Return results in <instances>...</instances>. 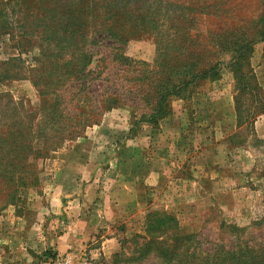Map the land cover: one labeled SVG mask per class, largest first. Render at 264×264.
I'll return each mask as SVG.
<instances>
[{"label":"rangeland","instance_id":"1","mask_svg":"<svg viewBox=\"0 0 264 264\" xmlns=\"http://www.w3.org/2000/svg\"><path fill=\"white\" fill-rule=\"evenodd\" d=\"M207 3V14L195 12L194 4ZM215 9L218 14H209ZM263 32L264 0H0V264H166L156 255L159 239L175 232L194 235L204 250L264 246ZM235 62L236 78L230 68ZM194 63L200 70L214 66L218 74L182 88L185 100L172 96L165 103L170 111L182 105L191 128V137L179 135L191 149L176 160L201 152L210 131L202 122H219L218 105L234 96L241 127L231 142L242 150L240 181L248 184L253 164L257 194L245 186L229 189L234 177L228 166H185L174 171L167 192L151 195L146 211L174 216L177 230H145L132 219L108 225L90 248L44 251L43 240L56 239L65 228L61 219L42 217L58 181L51 172L58 168L54 154L97 137L98 129L112 126L121 133L134 121L137 130L156 108L161 84L176 82L180 66ZM22 136L33 143L17 146ZM37 140L59 148L33 160ZM187 176L204 184L213 177L212 200L201 199L206 191ZM112 232L118 250L105 259L98 248ZM150 236L159 239L150 242Z\"/></svg>","mask_w":264,"mask_h":264},{"label":"crops","instance_id":"2","mask_svg":"<svg viewBox=\"0 0 264 264\" xmlns=\"http://www.w3.org/2000/svg\"><path fill=\"white\" fill-rule=\"evenodd\" d=\"M224 98L225 101L218 105L220 121L202 122L210 127L209 137L204 138L203 148L194 158L176 160L179 153L187 154L191 149L189 143L183 145L179 139L181 133L191 137L190 124L182 105L177 109L171 107L170 114L157 125L141 122L136 130L132 121L122 128L121 133H116L112 126L98 129L97 137L92 136L56 152L51 162L57 158L58 168L51 169V172L58 181L54 183V194L50 195L42 217L45 220L47 216L61 219L65 228L56 239L43 240L44 251L52 250L54 254L62 255L86 246L90 248V242H94L110 224L136 219L140 223L138 225L143 226L146 211L153 204L151 195L160 196L167 192L173 184L174 171L185 166H228L234 177L229 189L241 190L245 186L257 194L258 179L253 164L247 171L248 184L243 185L240 181L242 150H235L231 142L238 132L236 105L234 96L225 95ZM102 143L107 145L103 147ZM150 144L153 146L151 150ZM76 165L80 166L77 168ZM186 180L206 191L207 197L201 199L212 200L211 196L215 195L213 177L208 184L200 178L187 176ZM225 197L222 194L219 203ZM95 202L99 208L94 206ZM32 225L35 227L36 224ZM109 231L113 230L109 228L107 234ZM102 238L104 241L98 248V254L109 259L118 250L117 236L112 232V235Z\"/></svg>","mask_w":264,"mask_h":264},{"label":"trees","instance_id":"3","mask_svg":"<svg viewBox=\"0 0 264 264\" xmlns=\"http://www.w3.org/2000/svg\"><path fill=\"white\" fill-rule=\"evenodd\" d=\"M171 5V3H170ZM196 10H193L195 12H199L200 14H207V11L211 8L210 5L204 4V5H197ZM236 8L243 7L241 4H236ZM219 9H215L214 12L209 14H218ZM264 37V32L263 35ZM82 51V59L83 65L86 66L85 63V56H86V48H81ZM194 53V51H193ZM231 71L234 75V78L237 77V73L239 71V66L237 65V62L231 65ZM182 74L177 76L176 82L172 83L171 79H168L166 82H163L161 86L159 87L160 90L158 91V103L156 108L153 110L152 115H150V118L146 121L148 123L157 125L158 122L164 118H166L170 114V110L167 109V106H165V103L168 99V97L172 96H178L180 99L185 100V96L182 97L181 93L183 92L182 88H187L190 83H194L199 78H214L217 76V69L213 66L211 67H204L200 70L198 65L196 63L190 64L188 67L186 64H183L180 66V70H182ZM192 72V73H191ZM191 73L190 79H187ZM178 74V73H177ZM171 84V85H170ZM236 104V115H237V122H238V131L241 127V119H240V108L237 104V100L235 99ZM170 108V107H169ZM143 120V121H141ZM141 122H145V119H140ZM139 122V123H141ZM47 141H41L37 140L35 141L34 145L32 146L31 156L33 157V160H37L43 155H45V152L49 153L50 151H56L59 147H53L49 148L47 146ZM28 143L31 145L32 139L27 140L23 136L21 137L20 143L17 146H22L24 144ZM14 162L12 161L11 164ZM3 172V171H2ZM149 213V212H148ZM146 214L145 217V230L157 225L164 227L168 232L171 230H177L179 228L178 220L172 216V215H155V213ZM174 236H162L161 239L158 237H149L150 242L157 241L156 239H159L160 242L158 243V249L157 251H161L156 253L158 258H163L164 262L166 264H182V262L185 260L189 262L191 259L192 263L197 262L198 264H264V246H260L259 248H255L254 246H248L247 243L244 245H241L238 247V249H235L233 246L231 247H225L220 245H215L214 248L204 250L202 247V242L198 241L194 235H180L174 233ZM142 238L140 236H135ZM164 237V238H163ZM166 238V242L169 243L168 245H165L164 240ZM144 239V238H142ZM158 240V241H159ZM153 244V243H152ZM165 246V247H164ZM191 249V251H190ZM47 255V254H45ZM202 259L201 261H197L198 259Z\"/></svg>","mask_w":264,"mask_h":264},{"label":"built area","instance_id":"4","mask_svg":"<svg viewBox=\"0 0 264 264\" xmlns=\"http://www.w3.org/2000/svg\"><path fill=\"white\" fill-rule=\"evenodd\" d=\"M69 259H67L65 262H54L53 264H68ZM88 264V263H85Z\"/></svg>","mask_w":264,"mask_h":264}]
</instances>
